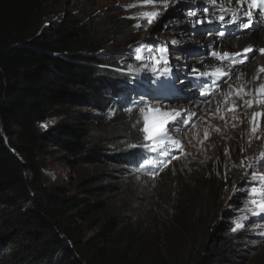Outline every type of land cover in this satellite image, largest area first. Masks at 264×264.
<instances>
[{"label": "trees", "instance_id": "1", "mask_svg": "<svg viewBox=\"0 0 264 264\" xmlns=\"http://www.w3.org/2000/svg\"><path fill=\"white\" fill-rule=\"evenodd\" d=\"M45 4L0 0V121L9 145L0 132V264H263L253 248L211 233L200 193L202 184L213 197L211 180L166 179L175 184L171 203L150 199V190L124 195L145 164L142 125L125 115L136 110L105 112V83L117 74L96 67L110 66L113 54L94 53L132 39L130 26L104 11L52 22ZM46 159L76 177L47 179Z\"/></svg>", "mask_w": 264, "mask_h": 264}, {"label": "rangeland", "instance_id": "2", "mask_svg": "<svg viewBox=\"0 0 264 264\" xmlns=\"http://www.w3.org/2000/svg\"><path fill=\"white\" fill-rule=\"evenodd\" d=\"M141 3L142 0H46L44 11L47 13V18L49 17L52 22H57L63 18L65 12L79 11H82L86 16L104 11L106 13L104 16L108 15L106 17L108 20L124 18L130 26L129 32L133 38L127 40V42L117 44L119 53L112 55L114 61L133 72L148 71L146 74L152 76L154 82H156V76L162 79L167 77L172 82H177L171 88L175 92L172 98L164 101L149 99L143 105V108H146V106L159 108L162 112L170 113L171 117H175V119L170 117L169 124L164 126L166 136L170 139H165L163 144L157 145L153 140H146L144 138L145 133L143 135V140L147 142V146L156 145L165 150L164 153L167 156L160 165L161 171L152 174L143 171L140 177H133L124 195L132 194L133 190L131 188L138 194L150 190L146 194L150 199L154 197V201H159V199L165 197L166 201L171 203L174 198V187L172 183H167L166 179H174L175 176L180 175V172L194 174L193 176L197 181L200 180V174L205 172L218 180H226V185L223 186L222 183L218 189L215 188L216 193H213L212 198L210 190L202 184L200 186V189L203 190V192H200L201 197L208 201V213L215 217L214 225L216 228L211 233L218 234L220 231L222 235H225L227 232H233L235 222L239 220L243 227L236 231L244 230L248 236L253 238L254 250L256 251L253 259L264 264V223L241 219L247 217L246 214L242 213H238L234 218L233 215L222 210L226 199L230 198L232 204L233 200L238 199L237 193L232 191L235 180L239 179L244 182L252 173L264 174V165H261L258 169L255 166L251 169L248 168V165L253 161L249 158L260 147L261 137L264 136V115L253 120V113H264V108H262L264 104L253 103L252 107L255 110L252 111V107H249L246 103L248 100L259 99L254 90L264 84V72L259 73V69H257L261 68L262 65L260 63L258 67L256 63L259 60H256V55H251L245 66L247 71L245 70L246 73L244 72L242 77L238 79L239 81L226 78L217 85V88L226 86L225 90L221 88V90L223 89L222 93L220 92L219 95L214 96L218 91L216 90L210 97L200 96L199 92L190 86L189 81L182 78L188 74L193 65L192 61H186L185 58L195 57V54L185 53V43L189 40H183V35L187 38L188 36L182 34L181 30L178 32L172 31L174 28L168 25L171 18H180L187 12L181 8H175V5L168 6L166 11L161 8V14L153 24L149 25L145 20L137 18V14L142 11L155 10L152 5L127 7L130 4L139 5ZM181 4L184 5L183 2ZM157 7H159V2H157ZM137 24H140L141 27H136ZM214 32L215 35H218V28ZM152 41H155V43L152 44ZM191 44L197 45L200 48V54L203 53L202 47L197 42L191 41ZM109 47L111 49V47L117 46L112 44ZM161 48L166 49L165 53L168 52L166 60L169 65L167 67H165L163 61L157 64L152 59L156 52L158 54L157 50ZM124 49L128 53L123 54L122 50ZM138 51L142 59L136 58ZM146 51H148V56H146ZM197 56L200 55L197 54ZM153 66L156 68L155 72L152 70ZM161 67L168 69L167 75L164 72L159 73L158 70H164ZM175 72H179L180 78ZM257 75L259 78L253 79ZM189 87L190 90L186 92ZM241 88L247 94H238ZM195 103L197 104L194 106ZM248 107L251 111L247 109ZM105 112L112 111L107 107ZM176 113H179V116H176ZM128 118L142 122L144 125V118L140 111L130 114ZM254 127L256 128L255 131H253ZM231 131H233L232 134H230ZM261 148H263V145ZM69 171L56 161L46 159L44 172L47 179L54 180L59 177L63 180L73 181L76 174ZM211 199L214 200L213 204ZM253 207L254 205L249 204L247 209ZM206 218V216H202L200 223L205 222L203 219ZM210 226L208 225L206 228L209 229Z\"/></svg>", "mask_w": 264, "mask_h": 264}, {"label": "clouds", "instance_id": "3", "mask_svg": "<svg viewBox=\"0 0 264 264\" xmlns=\"http://www.w3.org/2000/svg\"><path fill=\"white\" fill-rule=\"evenodd\" d=\"M44 25H48L47 22H44ZM154 43H155V41H152V44H154ZM118 49H119L118 45H117V47H111V49L108 46L106 51L98 50L94 54L95 55L100 54L102 56H104L105 54H109V53L110 54H117V53H119ZM122 51L124 52L123 54L128 53V51L125 49ZM147 52L148 51H146V56H148ZM232 53H234V52H232ZM186 54H187V52H186ZM242 54H244V53L242 52ZM156 55H158L160 57L161 53L158 51V54L156 52L154 57H156ZM241 59L243 60V58H241ZM244 62H246V61H244ZM106 64L107 63H104V64L98 65L96 67L98 69H107L109 73H116L117 74L116 79L110 80L108 78L107 82L105 83V86L108 89H106V91H105L106 95H105L104 100L106 101V108L109 107L112 112L117 110L116 108H119L123 113L129 112L131 110H136V112H138V111H140L141 108H143V105L145 103H147V101L149 99L164 101V100H169L170 98H172L175 95V92H173L171 90V88H172V86L176 85V82H172V80H170V78L165 77V79H162V78L156 76L155 77L156 82H154V81L152 82V76H150L148 74H142V72H140V71H136V72L130 71L128 68H124L121 65H119L117 62L114 61V59H112L111 63H109L110 66L106 65ZM164 65H165V67H167L169 64L164 63ZM161 68L164 69L163 67H161ZM219 70L221 71V69H219ZM158 71H159V73H161V72L163 73V71H161V70H158ZM221 72H223V71H221ZM104 73H106V72H104ZM175 73L180 75L179 72H175ZM223 73H224V75L216 74V75H218L217 77H219V78H217L213 84H210V85H212L211 88L208 87L210 89H207V90L203 89L204 90V91H202L203 97H209L210 94H213V91L215 90V88H217V85H218L216 83H219V82L225 80L224 78H225L226 74H225V72H223ZM120 75H122L123 79H120ZM190 75H192V70H189L188 74L184 75L182 77L183 80L189 81V84L191 87L198 88V86L197 87L193 86V84L196 85L197 81L195 79H192V77ZM213 76H214V74L209 77V79L206 83L205 82L204 83L207 84L209 82V80L211 78H213ZM112 83H114V84H112ZM204 83L201 85V88L205 85ZM164 84H167L170 86L166 87V86H164ZM167 89H170V90H167ZM147 90H151V91L149 93H144V95L142 97L138 96L135 100L132 99L136 96V94L143 93L144 91L146 92ZM153 92H156V93L153 94ZM137 100L144 101V102L142 104H138ZM252 108H254V107H252ZM247 109H249V107ZM254 110H255V108H254ZM130 114H133V113H125V115H127V116H129ZM133 122L136 123L137 125H139V124L142 125V129H143L144 125L142 124V122H138V121H133ZM143 135H144V132L142 131V135H141L140 139L142 140L143 143H142V147L140 148V153L143 156L142 158H143L145 164H143V167L140 169V173L135 175L134 177H140L143 171H145L148 174H152L155 172L159 173L161 171L160 165H162L163 160L167 156L164 153L165 150H162L161 147L156 146V145L152 146V147L147 146V142L143 140ZM262 145L264 147V143L261 140L260 147L254 153L251 154V156L249 158L250 160L253 158L259 157L260 153L264 152V151H262V148H261ZM153 149H155V150H153ZM148 161H152V163H148ZM261 165H264V162L257 163V165L255 167L258 169V168H260ZM189 173L190 172H186V173L180 172V174L183 176H185L186 174H189ZM193 175H191V176L194 178ZM256 175H257V177H259L260 175H264V174H256ZM194 180H196V179L194 178ZM200 180L201 181L211 180V181L215 182L218 185V187L221 186L222 183H223V186L227 184L226 180H218V179L214 178V176L209 175L207 172L200 174ZM262 186H264V185L261 184V181L259 179L252 180L251 175H249L244 182L240 181L239 179L235 180V183L232 186V191L237 193L238 199L233 200V204H232V200H230V198L226 199L223 203L222 210L225 211V213L233 215L232 217H234V218H236L238 213H242V214L247 215L246 221L249 219V220L254 221V222L264 223V213H260L258 215H253V212H258V209H256L255 206L251 209H247V206L250 204V203H248V201H250L252 199H259V197L250 196L248 194L249 190L252 187L260 188ZM218 187H216V188H218ZM241 189H243V191H241ZM173 194H175V193H173ZM241 198H243V199L241 200ZM241 210H243V211H241ZM211 225H212V227H211L210 231H212L213 229L216 228V226L214 225V219H213ZM225 236H228L229 238H231V243H233L235 246H237V248H240L242 250H250L251 248L254 249L253 238L248 236L244 230H238L235 232L234 231L233 232H227L225 234Z\"/></svg>", "mask_w": 264, "mask_h": 264}, {"label": "bare ground", "instance_id": "4", "mask_svg": "<svg viewBox=\"0 0 264 264\" xmlns=\"http://www.w3.org/2000/svg\"><path fill=\"white\" fill-rule=\"evenodd\" d=\"M206 1H209V0H205L204 3L201 2V0H170V2H168L169 7H172L173 5H175V8H181L185 12H187L184 16L180 18H177V19L171 18V20L168 21L169 22L168 25H171L170 27L174 28L172 31L178 32L181 30L182 34H185L188 36L187 38L186 36L183 35V40H186V41L189 40L185 43V46H186L185 53L192 52V51H196V52L200 51V48H198L197 45L191 44V41L197 42L198 45L202 47L201 49L203 50V53L199 54L200 56L196 57L197 54H195L194 58L192 57L185 58L186 61L193 62V65L190 68L192 72L199 73L197 77L200 76L199 79L204 80L208 76L215 73L217 69H221V71L225 72L226 74L224 79L228 78V80L237 81L238 79L242 77L245 70L247 71L245 66H246V63H248L251 55L253 56L256 55V60H259L257 61V63L254 62L257 64V66L261 63L262 67H264V55H262L261 52L259 51V49L264 48V19H262L260 16L257 17L258 28L256 30H245L244 26L241 25L239 22L240 19H235L236 16L243 15V17H246L245 13L248 12L249 10L245 3L241 4V3L230 2V0H217L215 4L218 6V8H210L208 5L205 4ZM181 2H183L184 5H182ZM221 7H223L226 11L222 13L220 11ZM205 9H207V11H205ZM189 12H196L197 15L193 17H189L188 16ZM220 15H224L225 17L224 21H226L230 25V27H232V30L229 32L227 36L224 34L221 35V32L218 33V35H215L214 29H213L214 27L224 26V25L226 26L225 22H221L218 19ZM208 19H211L212 23L210 24L207 23ZM197 20H202L205 22L202 24H197L196 23ZM231 21H233L234 23H229ZM196 28H199L201 32H194L193 30ZM226 29H228L227 26H226ZM252 32H255V33H252ZM249 47L252 48L253 51L248 52V57L246 58V62L244 63L239 62L242 59L239 58L238 56L237 57L233 56L232 59H220L219 57L212 55L213 52L219 53L221 55L225 52L232 54V52L236 53L240 51V53H242L244 48H249ZM164 55L166 57L168 55V52L165 53ZM156 59H159L158 55H156ZM233 61H235V63ZM257 69H260V68H257ZM146 73H148V71L142 72V74H146ZM203 73H208V75H202ZM178 78H180V75H178ZM152 82H153V79H152ZM164 86L169 87L170 85L164 84ZM193 86L197 87V85H194V84ZM211 86L212 85L210 84L208 85V87L210 88ZM221 88L225 90L226 86H220L219 88H215L213 93H215L216 90L219 91V92L217 91L214 94L215 96L219 95L220 92L221 93L223 92V89L221 90ZM167 90H170V89H167ZM189 90H190V87L186 89V92H188ZM150 91L151 90H147L146 93H149ZM202 91L204 90L202 89ZM232 92L234 91L232 90ZM144 93L145 91L143 93H138L136 94V97L132 99L135 100L138 96L142 97ZM155 93L156 92H153V94ZM210 96L211 94L209 95V97ZM177 100L179 101V99ZM196 104L197 103H195L194 106ZM251 109L252 111L254 110V108H251ZM232 133L233 131L230 132V134ZM261 140L264 143V136L261 137ZM262 151H264V147L262 148ZM189 174L192 175L191 173ZM171 183L173 184V187L175 188L174 182H171Z\"/></svg>", "mask_w": 264, "mask_h": 264}, {"label": "snow or ice", "instance_id": "5", "mask_svg": "<svg viewBox=\"0 0 264 264\" xmlns=\"http://www.w3.org/2000/svg\"><path fill=\"white\" fill-rule=\"evenodd\" d=\"M157 2H159V7H157ZM209 2L215 4L217 2V0H209ZM230 2L241 3V4L247 3L249 8L256 9L258 12L264 13V0H230ZM148 5H152L155 10L139 12L137 14V18L145 20L147 22V24H149V25L153 24L156 21V18L161 14V8L166 11L168 6H169L168 0H142V3L139 5L130 4V5H127V7H129V8L137 7V6L143 7V6H148ZM205 11H207V9H205ZM220 11L223 13L226 10L223 7H221ZM196 15H197L196 12H189L188 13L189 17H193ZM245 15L249 19H248V23L244 24L243 26L245 28H248L251 26V23H252V21H251L252 13H251V11H248L245 13ZM218 19L220 21H224L225 17H224V15H220L218 17ZM204 22L205 21H202V20L196 21L197 24H202ZM207 23H209V24L212 23V20L208 19ZM136 27H141V25L137 24ZM221 35H223V33H221ZM157 51H159L161 53L159 59H156V57H154V56L152 57V59H154L157 64L160 63L161 61H163L166 64L167 60H166V57L164 55V53L166 52V49L161 48V49H158ZM251 51H253V49L250 47L243 49V53H248ZM259 51L261 52L262 55H264V48L259 49ZM212 55L219 57L220 59H232L233 56H241L242 53L230 54V53L225 52L221 55L219 53L213 52ZM136 58L142 59L139 51L137 52ZM233 62L235 63V61H233ZM239 62L244 63L243 60H241ZM152 70L154 72L156 71L155 66H153ZM258 71L264 72V67H261ZM163 72L165 75H167L168 69L165 68L163 70ZM213 74L214 75H216V74L224 75V73L221 72L219 69H217L216 72ZM202 75H208V73H203ZM258 78H259L258 75L253 77V79H258ZM241 93L247 94V92L243 88H241L239 90L238 94H241ZM255 94L259 97V99H256L254 101H252V100L247 101L246 103L248 104L249 107H251L253 103L264 104V84H261L258 88L255 89ZM140 113L144 118L143 119L144 127L141 130L145 133L144 138L146 140H153L154 143L159 145V144H163L165 142V139H170V137L166 136V129L164 128V126L169 124V122H170V119H169L171 117L170 113L162 112L161 109L152 108L150 106H146V108H141ZM175 115L179 116V113H176ZM262 115H264V113H253V120H255V118L260 117ZM171 118L175 119V117H171ZM185 123H187V121H185ZM250 123H252V121H250ZM156 130H158V131H156ZM255 130H256V128L254 127L253 131H255ZM153 150H155V149H153ZM260 162H264V152H261L259 157L253 158V161L248 165V168L251 169L252 167L256 166L257 163H260ZM148 163H152V161H148ZM241 163L243 164V161ZM251 179L252 180L259 179L261 181V184L264 185V175H260L259 177H257L256 173H252ZM241 191H243V189H241ZM248 194L252 197H259V199H252V200L248 201V203L254 205L255 208L258 209V212H253V215H258L260 213H264V186H262L260 188L252 187L249 190ZM241 219H247V217H243ZM241 227H243V224L240 223L239 220H237L235 222V227L232 229V231L235 232L237 229H239Z\"/></svg>", "mask_w": 264, "mask_h": 264}, {"label": "water", "instance_id": "6", "mask_svg": "<svg viewBox=\"0 0 264 264\" xmlns=\"http://www.w3.org/2000/svg\"><path fill=\"white\" fill-rule=\"evenodd\" d=\"M0 132H1L2 136L4 137V141H5L6 146L9 148V145H8V139H7L5 133H4L3 129H2L1 121H0ZM10 150H11V152H13L12 149H10Z\"/></svg>", "mask_w": 264, "mask_h": 264}]
</instances>
